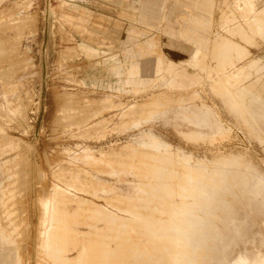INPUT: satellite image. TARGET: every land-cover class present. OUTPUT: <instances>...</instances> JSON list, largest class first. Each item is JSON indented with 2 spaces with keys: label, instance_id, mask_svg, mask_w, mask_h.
I'll return each instance as SVG.
<instances>
[{
  "label": "rangeland",
  "instance_id": "1",
  "mask_svg": "<svg viewBox=\"0 0 264 264\" xmlns=\"http://www.w3.org/2000/svg\"><path fill=\"white\" fill-rule=\"evenodd\" d=\"M194 3L0 0L5 264H264V0Z\"/></svg>",
  "mask_w": 264,
  "mask_h": 264
},
{
  "label": "crops",
  "instance_id": "2",
  "mask_svg": "<svg viewBox=\"0 0 264 264\" xmlns=\"http://www.w3.org/2000/svg\"><path fill=\"white\" fill-rule=\"evenodd\" d=\"M195 7H198L199 9H204L208 17L205 15L197 14V15H190L188 16L183 23L180 25V29L177 32V35H179L181 38H183L185 41L192 43L193 45V51L191 53V57L189 60V64L193 67L194 63H192V56L197 47H199L200 43H205L206 39L209 37L210 33V27H211V12L210 9L212 7V0H195L194 3ZM218 47V46H217ZM225 49L227 51H231L232 48L230 45L225 46ZM157 66L155 68V73L160 75L161 72H166L169 74L170 79H166V86L170 88H177V89H186L189 86H193L196 84H199L201 81V77L194 78V79H186V81H182V78L179 79L178 72L176 71L175 64L172 62H168L167 66L165 68L161 67L160 61H157ZM130 77V73H129ZM131 78V77H130ZM129 78V79H130ZM133 79V78H131ZM6 258H0V264H5Z\"/></svg>",
  "mask_w": 264,
  "mask_h": 264
},
{
  "label": "bare ground",
  "instance_id": "3",
  "mask_svg": "<svg viewBox=\"0 0 264 264\" xmlns=\"http://www.w3.org/2000/svg\"><path fill=\"white\" fill-rule=\"evenodd\" d=\"M237 28V26H236ZM234 30V28H232ZM43 207V206H42ZM46 212H47V208H46V205H44V209H43V217L45 218V215H46ZM42 217V216H41ZM44 227V226H43Z\"/></svg>",
  "mask_w": 264,
  "mask_h": 264
}]
</instances>
